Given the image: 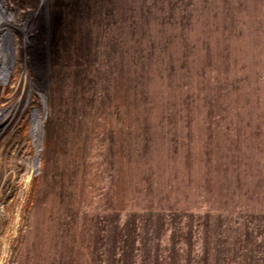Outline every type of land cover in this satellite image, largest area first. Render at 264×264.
I'll use <instances>...</instances> for the list:
<instances>
[{
	"label": "rangeland",
	"instance_id": "374dc122",
	"mask_svg": "<svg viewBox=\"0 0 264 264\" xmlns=\"http://www.w3.org/2000/svg\"><path fill=\"white\" fill-rule=\"evenodd\" d=\"M0 107V264H264V0H0Z\"/></svg>",
	"mask_w": 264,
	"mask_h": 264
},
{
	"label": "bare ground",
	"instance_id": "6f19581e",
	"mask_svg": "<svg viewBox=\"0 0 264 264\" xmlns=\"http://www.w3.org/2000/svg\"><path fill=\"white\" fill-rule=\"evenodd\" d=\"M0 110H2V112H0V125H2V123H5L6 120L8 119L9 116H6L7 114H5L6 112L8 113V111L12 112V109H3L0 107ZM10 114V113H9Z\"/></svg>",
	"mask_w": 264,
	"mask_h": 264
}]
</instances>
